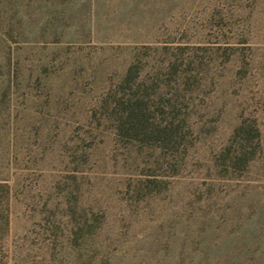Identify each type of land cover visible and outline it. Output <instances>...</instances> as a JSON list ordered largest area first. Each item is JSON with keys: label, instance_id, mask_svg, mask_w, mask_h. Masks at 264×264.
Wrapping results in <instances>:
<instances>
[{"label": "rangeland", "instance_id": "374dc122", "mask_svg": "<svg viewBox=\"0 0 264 264\" xmlns=\"http://www.w3.org/2000/svg\"><path fill=\"white\" fill-rule=\"evenodd\" d=\"M0 264H264V0H0Z\"/></svg>", "mask_w": 264, "mask_h": 264}]
</instances>
